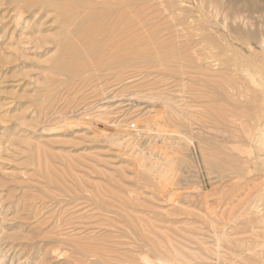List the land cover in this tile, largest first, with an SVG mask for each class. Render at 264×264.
<instances>
[{"label": "rangeland", "instance_id": "374dc122", "mask_svg": "<svg viewBox=\"0 0 264 264\" xmlns=\"http://www.w3.org/2000/svg\"><path fill=\"white\" fill-rule=\"evenodd\" d=\"M31 1L0 0V264H264V0Z\"/></svg>", "mask_w": 264, "mask_h": 264}, {"label": "bare ground", "instance_id": "6f19581e", "mask_svg": "<svg viewBox=\"0 0 264 264\" xmlns=\"http://www.w3.org/2000/svg\"><path fill=\"white\" fill-rule=\"evenodd\" d=\"M32 1H33V0H32ZM32 1H31V4H30V5L27 4L28 7L25 6V8L27 7V8L30 9L31 11H32L33 8L35 9L36 7H38V8L41 9V10H42V9H45V8H47V7L51 8V9H55V10L59 13V15L61 16V18H62V22L64 23V25L66 24V25H68V26H71L72 22L75 21V20H74L75 17L80 18L81 15H83L82 13L85 12L86 9H88V11H89L90 9L92 10V7H93V6H92V5H93L92 2H90V4L88 3L89 5L87 4V6H86L85 1L83 2V1H81V0H80V1H81L82 3H84L85 5H82V3H81V4L77 3L78 0H77L76 2H74V0H34L33 3H32ZM91 1H92V0H91ZM99 1H100V0H99ZM108 1H109V0H108ZM113 1H114V0H113ZM24 2H25V1H24ZM86 2H89V1L87 0ZM108 3H109V2H108ZM24 4H26V3H24ZM100 4H101V3H100ZM103 4H104V3H102L101 5H103ZM110 4H111V3H110ZM120 4H122V3H120ZM101 5H100V6H101ZM104 5H108L107 2H106ZM96 6H97V5H96ZM96 6H95V9H96ZM109 6H113V5H109ZM109 6H108V7H109ZM114 6H115V4H114ZM120 7H121V6H120ZM27 8H26V9H27ZM49 8H48V9H49ZM100 8H101V7H100ZM109 8H112V7H109ZM109 8H108V10H110ZM34 9H33V10H34ZM46 10H47V9H46ZM102 10H103V9H101L100 11H102ZM113 10H114V9H113ZM38 11H39V10H38ZM94 11H95V10H94ZM97 12H98V10H97ZM111 12H112V11H111ZM86 13H87V10H86ZM93 13H94V12H92V14H93ZM100 13H101V12H99V17H100ZM104 13H107V12H104ZM89 14H90V13H89ZM102 14H103V12H102ZM109 15H110V13H109ZM112 15H113V14H112ZM79 16H80V17H79ZM92 16H93V15H91V17H92ZM94 16H95V15H94ZM94 16H93V18H94ZM101 16H102V15H101ZM85 17H86V16H85ZM85 17L83 18L84 20H85ZM87 17H88V20L91 18L90 16H87ZM89 17H90V18H89ZM104 17H107V15H104ZM96 18H98V17L96 16ZM110 18H111V17H110ZM112 19H113V17H112ZM121 19H122V17H121ZM86 20H87V18H86ZM94 20H95V18H94ZM99 20H100V18H99L98 20H96V21H98V23H99ZM89 21H90V20H89ZM91 21H92V20H91ZM91 21H90V22H91ZM102 21H103V19H102ZM105 21H106V20H104V22H105ZM110 21H111V20H110ZM62 22H61V23H62ZM76 22H77V21H75V23H76ZM79 22H82V21H79ZM86 22L88 23V21H86ZM84 23H85V22H84ZM87 23H86V24H87ZM94 23H95V22H94ZM94 23H90V24L92 25V27L94 26V25H93ZM105 23H107V22H105ZM86 24H85V25H86ZM88 24H89V23H88ZM88 24H87V26H88ZM90 24H89V25H90ZM96 24H97V23H96ZM103 24H104V23H102V25H103ZM117 24L120 25V23H117ZM117 24H116V25H117ZM74 25H75V24H74ZM97 25H98V24H97ZM97 25H95V27H96ZM99 25H100V24H99ZM99 25H98V26H99ZM108 25H109V23H108ZM113 25H114V22H113ZM68 26H65V27H68ZM78 26H80V24H79ZM117 26H118V25H117ZM84 27H85V26H84ZM84 27H83V28H84ZM110 27H111V26H110ZM69 28H70V27H69ZM69 28H68V29H69ZM76 28H78V27H77V24H76ZM76 28H75V29H76ZM83 28H81V29H80V28H79V29H76L77 31H75V33L78 32L79 30H83ZM96 28H97V27H96ZM99 28L102 29L101 26H99ZM104 28H105V27H104ZM118 28H119V27H118ZM122 28H123V26H122ZM122 28H121V32H122ZM63 29H64V28H63ZM84 29H85V28H84ZM88 29H89V28H88ZM91 29H92V28H91ZM91 29H89V32H90ZM93 29H94V28H93ZM106 29H107V28H106ZM115 29H116V28H115ZM115 29H114V30H115ZM73 30H74V29H73ZM108 30H109V29H108ZM111 30H112V29H111ZM70 31H71V30H70ZM85 31H86V30H85ZM85 31H84V32H85ZM97 31H98V30H97ZM102 31H104V30H102ZM106 31H107V30H106ZM64 32H65V29H64ZM67 32H68V31H67ZM71 32H72V35H73V31H71ZM79 32H80V31H79ZM81 32H82V31H81ZM84 32H83V33H84ZM89 32L87 33V35L89 34ZM92 32L94 33L95 31L92 30ZM98 33H99V32H98ZM98 33H94V36H93V37L96 38V37L98 36ZM100 33H101V31H100ZM100 33H99V34H100ZM104 33H105V32H103L102 34H104ZM107 33H108V31H107ZM117 33H120V32H117ZM117 33H115V34H117ZM67 34H68V33H67ZM77 34H78V33H77ZM85 34H86V33H84V34L81 33V35H85ZM90 34H91V33H90ZM90 34H89V35H90ZM95 34H97L96 37H95ZM110 34L112 35L113 33H110ZM124 34H125V32L123 33V35H124ZM65 35H66V34H65ZM69 35H70V34H69ZM87 35H86V36H83L84 38L82 37V39L85 40V37H88ZM92 35H93V34H92ZM92 35H90V36H92ZM106 35H107V34H106ZM111 35H110V36H111ZM120 35H121V33L119 34V36H120ZM123 35H121V36L124 37ZM70 36H71V35H70ZM70 36H68V38H69ZM113 36H114V35H113ZM116 36H117V35H115V37H113V38L116 39ZM119 36H117V37L119 38V39L117 40L118 42H119V40H120V37H119ZM75 37H76V35H75ZM98 37H100V35H99ZM98 37H97V39H98ZM72 38H73V37H72ZM72 38H70V39H72ZM94 38H91V39L93 40ZM104 38H106V37H104ZM107 38L109 39L110 37L108 36ZM113 38L109 39L110 42H111L112 40L114 41ZM65 39L67 40L68 44H69L70 41H74V39H73V40H70V41H68L67 38H65ZM77 39H79V36H78ZM99 39H100V38H99ZM99 39H98V40H99ZM108 39H107V40H108ZM121 39H122V38H121ZM100 40H101V39H100ZM109 40L107 41L108 43H110ZM123 40H125V39H123ZM123 40H121V42H122ZM59 41H60V40H59ZM62 41L65 42L64 40H62ZM80 41L83 42L82 40H80ZM88 41H89V42H88L89 44H92V43L90 42V40H88ZM94 41H96V40H93V43H94ZM101 41H102V40H101ZM103 41H104V40H103ZM113 41H112V42H113ZM117 41H116V44H117ZM63 42H61V44H62ZM67 42H66V44H67ZM85 42H86V41H85ZM85 42H83L84 45H82V46L88 45V44H85ZM98 42H99V41H98ZM107 42H106L105 45H107ZM72 43H74V42H72ZM72 43H71V44H72ZM95 43L97 44V42H95ZM95 43L92 44V45L95 46V45H96ZM68 44H67V47H69ZM77 44H78V43H76V45H77ZM99 44H100V42H99ZM111 44H112V43H111ZM111 44H110V45H111ZM116 44H115V45H116ZM120 44H121V43H120ZM63 45H64V44H63ZM63 45H62V46H63ZM74 45H75V43H74ZM74 45H72V46H74ZM76 45H75V46H76ZM101 45H102V42H101ZM101 45H100V48H102ZM112 45H114V44H112ZM115 45H114V47L117 46V45H116V46H115ZM118 45H119V44H118ZM75 46H74V47H75ZM78 46H80V45L78 44ZM78 46H77V50H79ZM98 46H99V45H97V47H98ZM108 46H109V44H108ZM108 46H106V47L109 48L110 46H109V47H108ZM64 47H65V46H64ZM67 47H66V50H67ZM74 47H73V48H74ZM89 47H90V46H89ZM97 47H95L94 51H95L96 49H98ZM114 47L111 46V48H114ZM60 48H61V47H60ZM70 48H71V47H70ZM70 48H69V49H70ZM73 48L70 49V50H73ZM84 48H85V47H84ZM86 48H87V47H86ZM86 48H85V49H86ZM100 48H99V49H100ZM111 48L109 49V50H111V51H109L108 53H111V52L113 51ZM119 48H120V47H119ZM119 48H114L115 52H116V49L118 50ZM121 48H122V47H121ZM121 48H120V49H121ZM88 49H89V48H88ZM88 49H87V50H88ZM92 49H93V48H92ZM92 49H90V50H92ZM99 49H98V50H99ZM120 49H119V50H120ZM60 50H61V49H60ZM80 50H81V49H80ZM90 50H89V51H90ZM98 50H97V51H98ZM104 50H105V49H104ZM119 50H118V51H119ZM73 51H74V50H73ZM75 51H76V50H75ZM83 51H84V50H83ZM101 51H102V50H100V52H101ZM63 52H64V51H63ZM68 52H69V51H68ZM86 52H87V51H86ZM119 52H120V51H119ZM119 52H117V53L119 54ZM121 52H122V51H121ZM69 53H70V52H69ZM75 53H76V52H75ZM79 53H80V52H79ZM79 53H77V54L79 55ZM93 53H96V51L93 52ZM98 53H99V52H97V55H98V56L101 55V54H98ZM105 53H106V51H105ZM105 53H104V54H105ZM112 53H113V52H112ZM117 53H116V54H117ZM62 54H63V53H62ZM72 54H74V53H72ZM81 54H84V53H81ZM88 54H89V53H88ZM116 54L114 55V57H116ZM66 55H67V51H66ZM69 55H70V54H69ZM74 55H75V54H74ZM78 55H77V58L79 59V56H80V55H79V56H78ZM84 55H85V54H84ZM84 55H83V56H84ZM90 55H91V54H90ZM90 55H89V56H90ZM95 55H96V54H95ZM97 55H96V56H97ZM105 55H106V54H105ZM110 55H111V54H110ZM63 56H64V54H63ZM67 56H68V55H67ZM72 56H73V55H72ZM86 56H87V55H86ZM92 56H93V55H92ZM102 56H104L103 53H102ZM106 56L109 57V55H106ZM106 56H105V57H106ZM119 56H120V55H119ZM81 57H82V56H81ZM81 57H80V58H81ZM93 57H95V56H93ZM99 57H101V56H99ZM114 57H111L110 59H112V58H114ZM65 58H66V57H65ZM65 58H64V59H65ZM67 58H68L69 60H71L72 57H69V56H68ZM67 58H66V59H67ZM73 58H74V56H73ZM77 58H76V59H77ZM85 58L87 59L88 57H85ZM102 58H103V57H102ZM119 58H120V57H119ZM119 58H118V59H119ZM61 59L64 61L63 58H61ZM61 59H60V61H62ZM81 59H82V58H81ZM83 59H84V58H83ZM83 59H82V60H83ZM91 59H93V58H91ZM100 59H101V58H99V61H100ZM106 59H107V58H106ZM118 59L116 58V60H118ZM72 60H74V59H72ZM95 60H96V59H95ZM121 60H122V58H121ZM123 60H124V59H123ZM60 61H59V63H60ZM66 61H68V60H66ZM66 61H65V62H66ZM74 61H75V60H74ZM76 61H79V60H76ZM85 61H87V60H85ZM85 61H83V62H84V63H87V62H89L90 60H88L87 62H85ZM108 61H109V60H108ZM112 61H114V60H112ZM83 62H80L79 64H81V63H83ZM97 62H98V61H97ZM105 62L107 63V60H105ZM119 62H120V61H119ZM61 63H62V62H61ZM61 63H60V64H61ZM70 63H71V62H70ZM70 63H68V65H67V66H69L68 68H70V65H69ZM74 63H76V62H74ZM74 63H73V64H74ZM77 63H78V62H77ZM84 63H83V64H84ZM92 63H93V62H92ZM106 63H105V64H106ZM109 63H111V60H110ZM63 64H65V63H63ZM66 64H67V63H66ZM66 64H65V65H66ZM71 64H72V63H71ZM79 64H77V65H79ZM93 64H94V63H93ZM99 64H100V63H99ZM105 64H104V66H101V67H105L106 65H108V64H106V65H105ZM85 65H86V64H85ZM113 65H114V63H113ZM115 65H116V64H115ZM55 66H56V68H58L57 65H55ZM55 66H54V68H55ZM67 66L65 67V68H66L65 71L62 69L64 72L61 71V72H63V73H62L63 75H64V73L68 70ZM71 66H72V65H71ZM82 66H83V65H82ZM108 66H109V65H108ZM110 66H111V65H110ZM63 67H64V66H63ZM63 67L61 66V68H63ZM74 67H76V66L74 65ZM80 67H81V66H80ZM84 67H85V66H84ZM91 67H92V66H91ZM61 68H59V70H60ZM76 68H77V67H76ZM85 68L87 69V67H85ZM70 69H71V68H70ZM78 69H80V68H78ZM92 70H93V69H92ZM70 71L73 72L74 70H70ZM76 71H77V70H76ZM80 71H82V69H81ZM54 72L56 73V69L54 70ZM83 72H85V71L83 70L82 73H83ZM57 73H59V71H58ZM66 73H68V76L71 74L69 71L66 72ZM69 73H70V74H69ZM74 73H75V72H74ZM76 73L78 74V72H76ZM76 73H75V74H76ZM79 73H80V72H79ZM60 74H61V73H60ZM75 74L72 73V75H75ZM77 74H76L75 76H77ZM66 75H67V74H65V76H66ZM71 77H72V76H71ZM248 213H249V212H248ZM123 224H125V223H123ZM129 224H130V223H129ZM139 229H140V228H139ZM126 231H128V230H126ZM126 231H125V232H126ZM139 232H140V231H139ZM133 234H134V233H133ZM138 240H139V239H138ZM139 241H140V240H139ZM143 241H144V240H142V242H143ZM133 242H134V241H133ZM144 242H145V241H144ZM148 243H149V241H148ZM145 244H146V243H145ZM141 245H142V243H141ZM151 246H152V245H151ZM140 247H141V246H140ZM148 247H149V246H148ZM144 248H146V247L144 246ZM140 249H141V248H140ZM158 249H159V248H158ZM161 257H162V256H161ZM171 260H172V259H171ZM175 260H176V258H175ZM179 263H181V262H179ZM179 263H177V261L174 262V260H173V261H170V260H166V259H163V258H156V260H154V261H150V262H148L147 264H179Z\"/></svg>", "mask_w": 264, "mask_h": 264}]
</instances>
